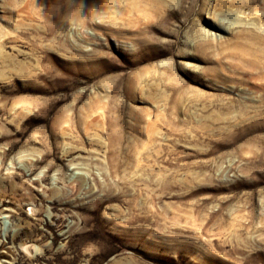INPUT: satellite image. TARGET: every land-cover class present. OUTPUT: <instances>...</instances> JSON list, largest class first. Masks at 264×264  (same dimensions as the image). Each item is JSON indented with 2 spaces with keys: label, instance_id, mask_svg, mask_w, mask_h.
I'll use <instances>...</instances> for the list:
<instances>
[{
  "label": "rangeland",
  "instance_id": "rangeland-1",
  "mask_svg": "<svg viewBox=\"0 0 264 264\" xmlns=\"http://www.w3.org/2000/svg\"><path fill=\"white\" fill-rule=\"evenodd\" d=\"M251 49L264 0H0V264H264Z\"/></svg>",
  "mask_w": 264,
  "mask_h": 264
},
{
  "label": "bare ground",
  "instance_id": "bare-ground-1",
  "mask_svg": "<svg viewBox=\"0 0 264 264\" xmlns=\"http://www.w3.org/2000/svg\"><path fill=\"white\" fill-rule=\"evenodd\" d=\"M256 40V39H255ZM257 41V40H256ZM247 47V46H246ZM250 54L252 53L253 55L255 54V52L257 53V54H259V56L261 57V59H263V61H264V52H262V51H259V50H257L256 51V49H251L250 51ZM242 54V53H241ZM244 59V58H243ZM247 63H248V65H250V66H252V67H255L256 69L259 67V65H260V63L261 62H259L260 60H245ZM259 68H261V67H259ZM262 69V68H261ZM253 75V74H252ZM262 75V77H264V74L262 73L261 74ZM261 75H257V77L258 76H261ZM254 76V75H253ZM256 76V75H255ZM261 88V87H260ZM30 212L33 214V216H36L37 215V212H38V209H36V208H32L31 210H30ZM19 233V232H18ZM18 233H16V234H14L15 236H14V238L15 237H17V235H18ZM29 243H34V242H24V243H22L21 244V249L24 251V253L27 255V259H29V260H33V259H35L37 256H39L40 254H41V252H42V248L41 247H36V246H33V245H29ZM19 246V245H18Z\"/></svg>",
  "mask_w": 264,
  "mask_h": 264
}]
</instances>
